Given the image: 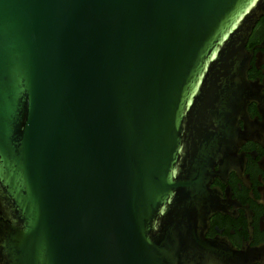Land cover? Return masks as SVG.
Segmentation results:
<instances>
[{
	"label": "water",
	"instance_id": "water-1",
	"mask_svg": "<svg viewBox=\"0 0 264 264\" xmlns=\"http://www.w3.org/2000/svg\"><path fill=\"white\" fill-rule=\"evenodd\" d=\"M256 2L0 0V264L224 263L205 194Z\"/></svg>",
	"mask_w": 264,
	"mask_h": 264
},
{
	"label": "flooded vegetation",
	"instance_id": "flooded-vegetation-1",
	"mask_svg": "<svg viewBox=\"0 0 264 264\" xmlns=\"http://www.w3.org/2000/svg\"><path fill=\"white\" fill-rule=\"evenodd\" d=\"M239 65L237 130L216 159L205 194L203 229L216 264H264V0Z\"/></svg>",
	"mask_w": 264,
	"mask_h": 264
}]
</instances>
